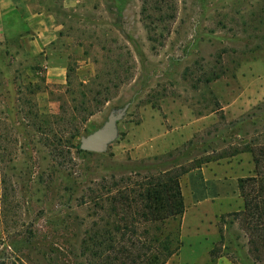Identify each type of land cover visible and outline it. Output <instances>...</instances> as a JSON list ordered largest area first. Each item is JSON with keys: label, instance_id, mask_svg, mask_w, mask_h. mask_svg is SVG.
Returning a JSON list of instances; mask_svg holds the SVG:
<instances>
[{"label": "rangeland", "instance_id": "374dc122", "mask_svg": "<svg viewBox=\"0 0 264 264\" xmlns=\"http://www.w3.org/2000/svg\"><path fill=\"white\" fill-rule=\"evenodd\" d=\"M46 1L63 28L42 53L24 33H0V264H91L82 241L106 220L89 204L102 180L191 162L254 176L242 150L264 145V98L247 100L264 86V0ZM48 65L63 74L48 79ZM122 110L103 153L79 151ZM36 115L67 127L70 115L77 138L67 127L61 139L39 135ZM197 174L180 179L181 193ZM241 208H199L208 224L192 236L184 227L169 264H264L249 252Z\"/></svg>", "mask_w": 264, "mask_h": 264}, {"label": "trees", "instance_id": "16d2710c", "mask_svg": "<svg viewBox=\"0 0 264 264\" xmlns=\"http://www.w3.org/2000/svg\"><path fill=\"white\" fill-rule=\"evenodd\" d=\"M78 111L92 114L84 107H75L74 112ZM35 118L41 123L36 127L39 135L51 133V139L62 138L65 120L54 117L48 122L39 115ZM76 120L70 115L69 122L66 120L71 132L67 139L78 136ZM242 152L251 154L254 176L237 180L242 208L234 215L243 221L251 256L256 262H264V145L251 143ZM200 167L201 163L191 162L164 172L133 173L94 184L89 204L107 212V216L102 225L94 224L82 241L91 264H166L182 247L184 203L180 179Z\"/></svg>", "mask_w": 264, "mask_h": 264}, {"label": "crops", "instance_id": "0c3cea01", "mask_svg": "<svg viewBox=\"0 0 264 264\" xmlns=\"http://www.w3.org/2000/svg\"><path fill=\"white\" fill-rule=\"evenodd\" d=\"M69 1L62 0L64 8L68 7ZM52 8L54 7H51V4L49 5L46 0H0V33L2 35L8 32L24 33L22 38H24L26 46L30 48L32 53L40 54L43 49L50 47L58 40L59 32L63 28L57 24L56 13ZM61 74H63V71L58 66L48 65L46 67L45 76L52 81L55 80V76H61ZM263 98L264 86L263 88L258 87L257 91L247 100L248 103H255L262 101ZM226 170L225 166L215 165L212 167L208 165L203 169L185 175L184 181L187 183L191 174L197 172L198 174L193 176L195 181L198 182L194 191L189 190L188 187L182 191L183 203L187 212H184L185 214L182 217L180 232H183L186 226L188 231L192 227V231L188 234L192 236L208 224L209 220H205L206 217H201V213L197 212L201 207L207 208V211L211 213L215 211L229 213L238 210L242 206L237 184L240 177L229 174ZM193 211L195 217H192L193 214L191 213ZM171 259L166 264H169ZM216 264L221 263L218 260Z\"/></svg>", "mask_w": 264, "mask_h": 264}, {"label": "water", "instance_id": "95a60500", "mask_svg": "<svg viewBox=\"0 0 264 264\" xmlns=\"http://www.w3.org/2000/svg\"><path fill=\"white\" fill-rule=\"evenodd\" d=\"M124 110L110 115L103 127L80 139L79 150L86 153H103L116 138V123L122 118Z\"/></svg>", "mask_w": 264, "mask_h": 264}]
</instances>
